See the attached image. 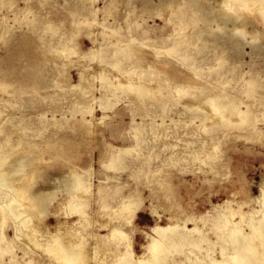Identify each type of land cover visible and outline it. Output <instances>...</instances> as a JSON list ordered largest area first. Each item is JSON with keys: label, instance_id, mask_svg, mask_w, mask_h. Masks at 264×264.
Returning <instances> with one entry per match:
<instances>
[{"label": "rangeland", "instance_id": "374dc122", "mask_svg": "<svg viewBox=\"0 0 264 264\" xmlns=\"http://www.w3.org/2000/svg\"><path fill=\"white\" fill-rule=\"evenodd\" d=\"M224 3L0 0V83L9 85H0V143L11 158L27 149L24 142L41 155L35 175L24 186L27 196L52 191L55 179L70 167L84 176L89 195L76 202L86 203L81 216L85 228L74 238H86L89 264H96V235L107 233L101 225L122 222L132 229L126 221L114 220L118 202L131 195L140 206L133 223L142 230L157 222L167 224L172 212L200 216L216 204L225 210L228 199L235 209L250 212L246 218L261 217L257 199L264 189V9L240 10L234 3L229 11ZM235 11L246 17V30L223 19L234 18ZM246 31L257 34L259 41ZM81 73L87 80L80 79ZM117 79L122 84L142 80L154 88L152 95L141 98ZM108 80L114 86L106 89ZM167 80L189 88L194 97L179 95ZM217 96L248 110V121L239 123L232 116L236 122L228 126L196 118L212 111L208 99ZM195 98L205 113L184 108ZM19 140L23 146L17 147ZM113 156L115 163L108 164ZM10 191L1 189L3 200H10ZM234 217L241 220L239 214ZM6 218L4 231L14 240L4 259L14 254L22 261L27 239L21 229L17 232V221ZM2 220L0 214V231ZM55 221L50 215L45 224L52 228ZM138 228L133 241L141 255L148 241ZM206 234L208 242L191 240L198 248L192 245L180 256H191L188 264H206L199 258L219 259L221 245L236 246L217 239L214 231ZM0 246L7 248L4 242ZM97 247L98 258L106 255V264H117L121 248L115 242ZM193 249L196 255L190 253ZM35 258L37 264H57L38 253Z\"/></svg>", "mask_w": 264, "mask_h": 264}, {"label": "bare ground", "instance_id": "6f19581e", "mask_svg": "<svg viewBox=\"0 0 264 264\" xmlns=\"http://www.w3.org/2000/svg\"><path fill=\"white\" fill-rule=\"evenodd\" d=\"M234 3L237 4V7L240 10L254 11L255 9H264V0H227V4L224 3V6L229 11H232ZM235 14L236 16L234 18L230 15H225L223 19L237 21L241 24V27L246 30V24L248 23L246 17L238 11H235ZM50 27L53 28L52 26ZM246 34L250 35L253 41H259V36L257 34H251L247 31ZM183 42L185 41L177 43L172 49L174 51L177 50L178 52L179 47L184 45ZM160 52L161 51H156L158 55L161 54ZM163 63H165V65L168 64L167 61H164ZM80 79L87 80L86 75L81 73ZM114 79H116V77L114 78L113 76V80ZM109 81L111 80H108L107 86H105L106 89L114 86V83H112V85ZM133 81H129L126 84H122L119 80L116 82L119 83L122 88L134 90L136 92L134 94H137L141 98L146 95H152V86L150 87V85L142 80L138 82ZM166 83L171 85L173 90L179 95L190 94L193 97L195 95L190 93L189 88H186L183 85H175L170 80H167ZM250 83L253 84L252 81ZM0 85L4 86V89L8 88L6 86H9L2 81ZM200 90L202 89H198L197 93H200ZM221 99L220 96L208 99L212 111L208 112L206 110L205 116L200 117L196 115V118L206 121L213 120L214 122L215 120H219L223 121V124H227L228 126L234 125L236 122L233 123L231 120L232 116L237 117L239 123H245L248 121L250 115L248 110H241L240 107L234 106L233 104L235 102L227 99V97V101L225 102ZM184 108L190 111L197 110L201 113L204 112L205 109L202 105L200 106V101L196 100V98L191 100L190 104L184 106ZM230 108L234 111L233 113L232 111H229ZM100 120L102 119H99V121ZM140 130L139 127L135 129L137 133H139ZM9 142L12 141L9 140ZM17 144V147L23 146L22 140H19ZM33 146V144L29 145L24 142V147H27V149L17 158H11V152L5 150L0 143V214L3 215V229L0 231V245L4 242L8 248L4 249L0 246V264H37L35 253L40 254L42 257L50 258L51 263L89 264L90 257H88L89 254L87 255L86 253H89L90 251H84V249H86L84 248V245L86 247V244L84 243L86 238L84 239L82 235H79L78 239L74 238L85 228L83 222L85 218L83 219L81 216H84L83 208L86 203H77L76 199L86 197V193L89 192L87 181L82 174L75 170V167H70L69 171L64 173L61 178L55 179V184H57V186L52 191L44 194L33 192V195L27 196L24 186L27 185L35 175L36 170L34 171V169L38 167L39 161L41 160V155L32 150ZM116 157L117 156L111 157L108 164L115 163L113 160H115L114 158ZM101 158H104V154ZM8 187L11 188L10 192L12 193H9V195H11L10 200L5 201L1 197V189L4 190ZM13 191H16L15 195H13ZM22 199H24V203L22 204L20 202L19 204L18 201ZM257 200L260 201V208H262V211H260L262 215L259 219L246 218L250 215V212L245 213L242 208L239 207V203V209H235L232 207V200L228 199L223 203L226 206L225 210H221L220 204H216L206 214L200 216L183 217L172 212L171 217H169V219L167 218V224L163 225L162 223L160 224L157 222L154 227H149L148 230H142L136 227L133 223L140 206L137 203L138 201L135 196L131 195L129 198H124V200L118 202L117 208H115L116 211L114 210L118 215L116 216L113 213V217L110 219H113L116 216L114 220L120 219L126 221V224H130L132 229L128 230L122 227V224L120 225L122 222L101 225V227L107 230V233L96 235L97 240L94 250L95 252L93 251L94 255L92 258L95 260L96 264H106L107 257H105L106 255L103 256L104 253L102 258H98V255L101 252L97 245H104L111 241L116 243V247L121 248L120 252L115 256L117 264H188L193 262L191 256L188 255V257H190L186 260L180 256L186 253V248H192V245L193 247L198 248V244L191 240H199L203 244L208 242L210 238L206 233L214 231L217 239H223L226 243H234L236 246H234L233 249H228L226 246L221 245V258L208 259L209 257H206L208 260L206 258H199L201 261H205L206 264H264V189L261 191V195ZM55 203H57V207H54L55 210H51V207L54 206ZM253 211L254 210H252V213H257V211ZM152 213L161 218L156 209L152 210ZM237 214L240 215L241 220L239 222H235L233 219ZM8 215L17 221L15 225L17 227V232L22 230L21 234L22 232L23 234L21 237L27 239L26 246H24V259L22 261H20V259L14 254L10 255L8 260L4 259L6 253L12 252V247L10 246L13 244L14 240L9 238L4 231L7 223L6 217ZM50 215L56 217V224L52 228L45 224V220ZM75 216L78 218L73 220ZM86 218H88V216ZM87 220L89 221L90 219ZM241 222L245 223V226H241ZM189 223L193 224L192 228L189 227ZM245 227L249 229V231H247ZM137 228L143 232L148 241L147 245H144V248L146 249L144 251L145 253L141 255L136 254L134 250L133 237ZM229 239L231 241H229ZM257 239H262L260 245L256 243ZM190 253L196 255L195 249H193V251L191 250ZM210 255L211 254H209V256Z\"/></svg>", "mask_w": 264, "mask_h": 264}]
</instances>
